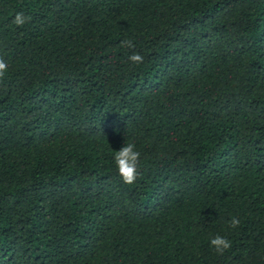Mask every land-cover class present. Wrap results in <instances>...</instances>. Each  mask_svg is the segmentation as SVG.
<instances>
[{"label":"trees","instance_id":"trees-1","mask_svg":"<svg viewBox=\"0 0 264 264\" xmlns=\"http://www.w3.org/2000/svg\"><path fill=\"white\" fill-rule=\"evenodd\" d=\"M0 59V264H264V0H0Z\"/></svg>","mask_w":264,"mask_h":264},{"label":"clouds","instance_id":"clouds-1","mask_svg":"<svg viewBox=\"0 0 264 264\" xmlns=\"http://www.w3.org/2000/svg\"><path fill=\"white\" fill-rule=\"evenodd\" d=\"M30 17H24L23 13H17L15 23L22 25ZM121 48L134 49L135 45L132 40L126 39L121 41ZM128 61L134 65H140L144 62V57L137 53L132 52L128 56ZM7 71V64L3 59H0V79H2ZM113 161L117 169L121 181L126 185H132L136 182L141 167V152L137 149L135 142L124 143L123 146L115 151ZM240 224L238 218H232L229 221L231 228H237ZM210 246L215 250L218 255H223L226 251L230 250L232 243L224 236L216 235L210 239Z\"/></svg>","mask_w":264,"mask_h":264}]
</instances>
